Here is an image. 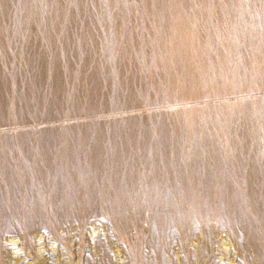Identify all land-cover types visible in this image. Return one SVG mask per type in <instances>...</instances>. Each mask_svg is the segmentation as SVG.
I'll return each mask as SVG.
<instances>
[{
  "label": "rangeland",
  "instance_id": "obj_1",
  "mask_svg": "<svg viewBox=\"0 0 264 264\" xmlns=\"http://www.w3.org/2000/svg\"><path fill=\"white\" fill-rule=\"evenodd\" d=\"M103 1L124 17L97 49L43 23L5 37L0 4V77L31 93L0 107V264H264V0ZM95 63L112 114L27 84Z\"/></svg>",
  "mask_w": 264,
  "mask_h": 264
},
{
  "label": "bare ground",
  "instance_id": "obj_2",
  "mask_svg": "<svg viewBox=\"0 0 264 264\" xmlns=\"http://www.w3.org/2000/svg\"><path fill=\"white\" fill-rule=\"evenodd\" d=\"M128 1L130 3L129 12L132 11L133 15L140 13V11H142L141 13H143V15L147 16H152L158 13L156 9L157 6L154 4L155 0ZM220 1L225 4L227 1L231 0H213L212 2L215 5H218ZM0 4L2 7V28L5 37L9 38V36H7V22L16 21L18 23L17 25H19V33H17V36H23L22 32H24V36L26 35V39H28V37L30 39L28 41L34 39L33 35L38 32L36 24L39 25L43 23V34L47 31H50L51 33L61 31L65 36H70L75 32H79L84 36L85 40L92 45L94 49L99 48V37L97 36V34L102 30L98 26V24L101 21L106 20L107 16L110 15V18L114 22L115 26H118L122 18L124 17L123 9L120 5L117 4V2H114V4L112 5V12L105 11V4L103 0H0ZM43 5H45L46 8L41 10V7ZM165 5L167 8L164 10V13L167 14V11H169L167 10L169 3L166 2ZM225 9H227V7H225ZM12 12L14 16L17 15L18 12V18L16 20L10 16ZM106 27L107 26H105V28ZM40 29L41 28H39V30ZM19 40L25 41L22 39ZM23 63L41 67L52 66L49 59L40 61L25 60L23 61ZM96 63L98 64V62ZM96 63L91 65L93 71L89 74H86V77L81 75L56 76L48 80L47 78H43L44 80H41L43 81L42 83H38L35 80L33 83L32 81H28L27 84L31 85L33 88H37V91L33 92V94L36 95V97L39 99L55 97L61 101H69L72 98L77 97L79 98L78 101L72 100L69 104L65 105L76 104L86 107H89L88 105H91L93 107L90 111L92 115H95V113L102 115L103 112H110L111 110L109 108H100L101 111H99V102L101 100V107L105 105L104 98L100 99L97 102H92L90 100V96L92 95V93L95 95L101 94L102 89L107 85L105 84L103 87L99 88L97 87L99 84H95L96 80H98L97 74L101 72L100 67H96ZM61 65L62 63L58 61L57 66ZM15 91V88L9 83V80L6 76L0 77V107L7 108L12 105V103L15 101ZM17 96L21 98L19 104L24 105L26 104V100L31 96V93L17 94ZM124 112L129 111L124 110ZM112 113H114V110L112 111ZM75 120L76 121L71 123H67L66 121L65 123L63 122L65 124L64 127H70L72 125H83L85 123H100L104 125L105 122L102 119H94L91 122L86 121L85 119L84 121H81V119ZM8 130L12 133H17L20 131L18 129Z\"/></svg>",
  "mask_w": 264,
  "mask_h": 264
}]
</instances>
